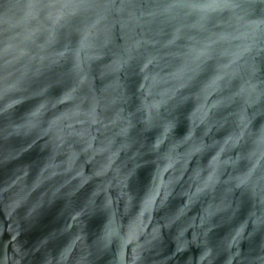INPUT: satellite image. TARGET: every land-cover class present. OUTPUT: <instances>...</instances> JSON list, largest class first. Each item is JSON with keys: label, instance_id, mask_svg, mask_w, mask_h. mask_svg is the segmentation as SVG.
<instances>
[{"label": "water", "instance_id": "1", "mask_svg": "<svg viewBox=\"0 0 264 264\" xmlns=\"http://www.w3.org/2000/svg\"><path fill=\"white\" fill-rule=\"evenodd\" d=\"M262 39L260 0H0V264H264Z\"/></svg>", "mask_w": 264, "mask_h": 264}, {"label": "clouds", "instance_id": "2", "mask_svg": "<svg viewBox=\"0 0 264 264\" xmlns=\"http://www.w3.org/2000/svg\"><path fill=\"white\" fill-rule=\"evenodd\" d=\"M261 4H264V0H260ZM47 7V6H45ZM62 7H67V5H63ZM187 7V6H186ZM191 7H201L204 9H220L225 7H235V5H227V4H208V5H192ZM260 47H264V39L260 40L259 42ZM184 85L182 83H177L173 89L172 93L176 94V90L179 87H183ZM8 89H5V93H7ZM260 96H264V90H260L258 93ZM159 99H156L155 108L153 112L150 115V120L152 121H158L159 126L161 128L167 129V127L172 123L173 120L168 119V116L172 113V103H173V95H166V94H158ZM155 98V97H154ZM18 103L16 100H9L8 106H11L12 104ZM3 110V109H0ZM255 135V134H251ZM255 146L257 150H260L262 153H264V130L260 133L259 140L255 141Z\"/></svg>", "mask_w": 264, "mask_h": 264}]
</instances>
